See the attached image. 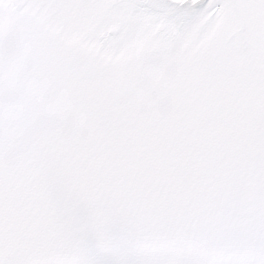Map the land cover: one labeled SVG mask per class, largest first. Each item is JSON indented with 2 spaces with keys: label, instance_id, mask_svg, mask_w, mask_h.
Here are the masks:
<instances>
[{
  "label": "snow or ice",
  "instance_id": "snow-or-ice-1",
  "mask_svg": "<svg viewBox=\"0 0 264 264\" xmlns=\"http://www.w3.org/2000/svg\"><path fill=\"white\" fill-rule=\"evenodd\" d=\"M0 264H264V0H0Z\"/></svg>",
  "mask_w": 264,
  "mask_h": 264
}]
</instances>
